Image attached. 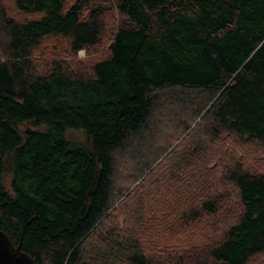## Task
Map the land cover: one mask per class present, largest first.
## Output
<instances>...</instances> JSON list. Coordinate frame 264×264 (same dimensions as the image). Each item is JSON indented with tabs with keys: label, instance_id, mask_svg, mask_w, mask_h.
I'll list each match as a JSON object with an SVG mask.
<instances>
[{
	"label": "trees",
	"instance_id": "16d2710c",
	"mask_svg": "<svg viewBox=\"0 0 264 264\" xmlns=\"http://www.w3.org/2000/svg\"><path fill=\"white\" fill-rule=\"evenodd\" d=\"M94 1L14 0L39 14L26 20L0 9V229L37 264H247L264 250V172L212 143L264 142V0H114L124 19L91 76L59 64L38 73L43 37H67L73 52L99 42ZM192 92L206 97L192 106L197 122L153 155L155 110ZM119 157L136 182L115 195ZM118 200L137 234L108 226ZM149 202L179 212L183 228L226 215L211 237L173 236L170 224L155 234Z\"/></svg>",
	"mask_w": 264,
	"mask_h": 264
},
{
	"label": "rangeland",
	"instance_id": "374dc122",
	"mask_svg": "<svg viewBox=\"0 0 264 264\" xmlns=\"http://www.w3.org/2000/svg\"><path fill=\"white\" fill-rule=\"evenodd\" d=\"M74 1V0H71ZM96 5L103 6V30L99 42L93 46L82 48L76 52H73L69 46V40L67 37L61 35H48L43 37L38 45L32 50L33 63L38 73L49 72L55 64H59L64 70L70 73H76L84 77L92 75V66L95 62L108 56V45L111 40L113 29L124 19V17L118 12L115 7L114 0H95ZM0 9H3L5 13L13 17L16 20H26L31 18H37L39 14H26L20 12L16 6L14 0H0ZM185 92H182L184 94ZM190 97H184V101L181 103L178 97L172 99L171 97L165 98L157 110H155L153 118V131L150 136V143L152 144L151 152L153 155L164 152L171 146L176 145L187 132V125L191 128L197 122L194 118L191 110L192 106L197 102L206 100L205 95L198 92H192ZM172 95L178 96L179 93L173 92ZM191 99V100H190ZM174 100V101H169ZM75 134L78 137H82V134L77 131ZM194 139H189L181 153L190 151L193 148ZM210 145V144H209ZM218 145L220 149L226 147L235 159H242L250 168L264 172V142L258 141H246L244 138H239L233 133H223L218 138V141L212 143V146ZM215 151V150H214ZM213 159L208 160L206 167L211 170L215 165ZM118 167L115 173V195L118 190L132 188L136 182V166L131 163L128 158L119 157ZM219 168V167H218ZM230 186H228L229 189ZM221 193V191H220ZM234 201V199H233ZM155 203L153 206L149 202V216L151 223H154L152 230L155 234L163 233L167 229V225L170 224V230L173 232V236L177 233L185 230L191 232L194 229L202 230L203 234L210 237L217 233V225L226 214H219L217 217L206 216L199 223L188 220V226L181 227L179 219L177 217L179 212L173 210V214H168L164 217V211H161L160 206ZM117 207L110 213L108 219V226H113L117 229H124L125 232L128 227L129 231L136 233L138 224L132 221V212L130 211V203L128 201L116 202ZM234 202L230 210L233 208ZM228 211V210H227ZM187 214H185L186 216ZM163 217V218H161ZM145 218L144 220H147ZM137 234V233H136ZM168 234V232H167ZM247 264H264V250L250 257Z\"/></svg>",
	"mask_w": 264,
	"mask_h": 264
},
{
	"label": "water",
	"instance_id": "95a60500",
	"mask_svg": "<svg viewBox=\"0 0 264 264\" xmlns=\"http://www.w3.org/2000/svg\"><path fill=\"white\" fill-rule=\"evenodd\" d=\"M0 264H37L34 258L21 249V241L14 244L10 236L0 229Z\"/></svg>",
	"mask_w": 264,
	"mask_h": 264
}]
</instances>
